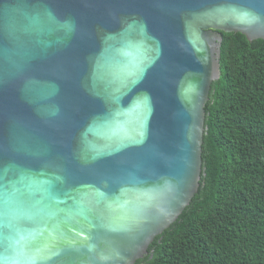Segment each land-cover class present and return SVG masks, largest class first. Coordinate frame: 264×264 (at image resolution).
<instances>
[{
	"label": "water",
	"instance_id": "95a60500",
	"mask_svg": "<svg viewBox=\"0 0 264 264\" xmlns=\"http://www.w3.org/2000/svg\"><path fill=\"white\" fill-rule=\"evenodd\" d=\"M222 32L264 0H0V264H136L198 192Z\"/></svg>",
	"mask_w": 264,
	"mask_h": 264
},
{
	"label": "trees",
	"instance_id": "16d2710c",
	"mask_svg": "<svg viewBox=\"0 0 264 264\" xmlns=\"http://www.w3.org/2000/svg\"><path fill=\"white\" fill-rule=\"evenodd\" d=\"M222 35L199 190L136 264H264V40Z\"/></svg>",
	"mask_w": 264,
	"mask_h": 264
}]
</instances>
